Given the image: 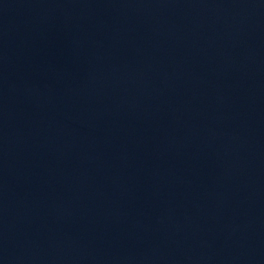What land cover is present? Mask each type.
Listing matches in <instances>:
<instances>
[{"label": "water", "instance_id": "95a60500", "mask_svg": "<svg viewBox=\"0 0 264 264\" xmlns=\"http://www.w3.org/2000/svg\"><path fill=\"white\" fill-rule=\"evenodd\" d=\"M0 264H264V0H0Z\"/></svg>", "mask_w": 264, "mask_h": 264}]
</instances>
